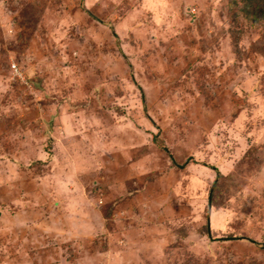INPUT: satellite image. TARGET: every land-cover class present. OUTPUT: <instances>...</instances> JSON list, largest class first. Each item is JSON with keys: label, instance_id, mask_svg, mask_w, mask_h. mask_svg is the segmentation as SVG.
Returning <instances> with one entry per match:
<instances>
[{"label": "rangeland", "instance_id": "1", "mask_svg": "<svg viewBox=\"0 0 264 264\" xmlns=\"http://www.w3.org/2000/svg\"><path fill=\"white\" fill-rule=\"evenodd\" d=\"M237 5L0 0V264H264V24Z\"/></svg>", "mask_w": 264, "mask_h": 264}, {"label": "trees", "instance_id": "2", "mask_svg": "<svg viewBox=\"0 0 264 264\" xmlns=\"http://www.w3.org/2000/svg\"><path fill=\"white\" fill-rule=\"evenodd\" d=\"M236 10L245 18L253 21H263L264 24V0H238ZM264 247V245H262Z\"/></svg>", "mask_w": 264, "mask_h": 264}, {"label": "built area", "instance_id": "3", "mask_svg": "<svg viewBox=\"0 0 264 264\" xmlns=\"http://www.w3.org/2000/svg\"><path fill=\"white\" fill-rule=\"evenodd\" d=\"M14 68H15V67H14V65L12 64V65H11V69H14Z\"/></svg>", "mask_w": 264, "mask_h": 264}]
</instances>
